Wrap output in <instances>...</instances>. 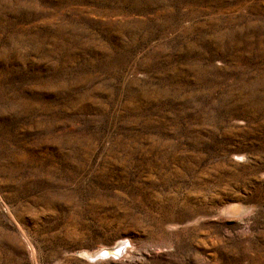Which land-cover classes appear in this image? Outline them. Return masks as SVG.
<instances>
[{"label": "rangeland", "instance_id": "374dc122", "mask_svg": "<svg viewBox=\"0 0 264 264\" xmlns=\"http://www.w3.org/2000/svg\"><path fill=\"white\" fill-rule=\"evenodd\" d=\"M0 264H264V0H0Z\"/></svg>", "mask_w": 264, "mask_h": 264}, {"label": "bare ground", "instance_id": "6f19581e", "mask_svg": "<svg viewBox=\"0 0 264 264\" xmlns=\"http://www.w3.org/2000/svg\"><path fill=\"white\" fill-rule=\"evenodd\" d=\"M118 245H120V244H117V247L115 248V249H107V250H104V251H97V252H95L94 254H93V256L92 257H95V256H108V255H114V256H117L119 253H120V249H119V247H118ZM123 248V245H122V247H121V249ZM90 257V256H89Z\"/></svg>", "mask_w": 264, "mask_h": 264}, {"label": "water", "instance_id": "95a60500", "mask_svg": "<svg viewBox=\"0 0 264 264\" xmlns=\"http://www.w3.org/2000/svg\"><path fill=\"white\" fill-rule=\"evenodd\" d=\"M104 250H107V249H104ZM104 250H102V251H104Z\"/></svg>", "mask_w": 264, "mask_h": 264}]
</instances>
